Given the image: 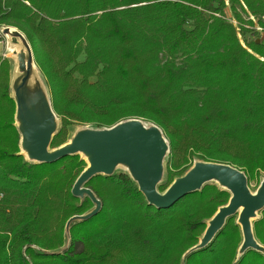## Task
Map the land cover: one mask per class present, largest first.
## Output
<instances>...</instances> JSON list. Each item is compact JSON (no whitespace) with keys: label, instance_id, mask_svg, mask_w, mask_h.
Here are the masks:
<instances>
[{"label":"trees","instance_id":"1","mask_svg":"<svg viewBox=\"0 0 264 264\" xmlns=\"http://www.w3.org/2000/svg\"><path fill=\"white\" fill-rule=\"evenodd\" d=\"M3 26L24 35L47 81L61 122L51 147L75 122L139 118L167 140L158 192L196 159L239 168L248 183L264 169V0H0ZM9 73L0 58V264H264L261 250L237 251L236 215L198 244L232 196L211 182L156 207L127 173H96L88 211L72 190L78 154L30 163L20 153ZM259 213L252 234L264 246Z\"/></svg>","mask_w":264,"mask_h":264},{"label":"water","instance_id":"2","mask_svg":"<svg viewBox=\"0 0 264 264\" xmlns=\"http://www.w3.org/2000/svg\"><path fill=\"white\" fill-rule=\"evenodd\" d=\"M2 32L7 34L11 33V30L9 27H5ZM15 34L22 37L20 32H15ZM108 131L109 130L91 131L84 139L91 137L111 138L119 142L109 158L102 162V166H108L110 169L113 168V162L121 154L125 152L132 153L134 156V166L137 171L135 179L138 187L148 202L156 207H168L185 194L199 189L203 184L211 180H217L228 185L232 191V196L229 202L225 206L220 207L214 215L206 241L213 237L215 232L222 227L228 217L237 215V223L241 227L244 241L242 246L243 250L254 246L251 244L253 241L251 219L254 217V214L261 212L264 208V181L260 184L258 193L252 194L248 188V181L245 174L238 168L223 163L202 162L190 168L182 177L176 180L168 192L161 194L157 190V182L162 171V158L164 152L162 154L159 152V154L157 153L155 156H152L144 146H139L134 142H127L125 138L116 136L112 132L108 133ZM73 146H76V144H73ZM73 146H66L51 157L40 158L37 163L53 161L64 154H71L70 148ZM99 171V166L96 165L91 168L87 174H81L76 179L72 190L78 191L79 185L83 187L86 180L90 176L100 173ZM111 173L112 172H102V174Z\"/></svg>","mask_w":264,"mask_h":264},{"label":"crops","instance_id":"3","mask_svg":"<svg viewBox=\"0 0 264 264\" xmlns=\"http://www.w3.org/2000/svg\"><path fill=\"white\" fill-rule=\"evenodd\" d=\"M10 29L16 30L13 27ZM15 32L0 40V58H5L10 65L9 93L15 102L14 124L19 133V151L26 161L37 163L40 158L51 157L62 148L76 144L70 151L79 152L84 158L86 167L82 174L85 175L106 158L88 160L79 146L89 139L99 138L84 139L91 130L83 126L86 124H80L76 128H68V139L64 144L50 146L52 136L60 127V117L52 107L47 81L33 60L27 40L21 32L22 37Z\"/></svg>","mask_w":264,"mask_h":264},{"label":"rangeland","instance_id":"4","mask_svg":"<svg viewBox=\"0 0 264 264\" xmlns=\"http://www.w3.org/2000/svg\"><path fill=\"white\" fill-rule=\"evenodd\" d=\"M226 14H227V18L229 20H232L231 14H230L228 9L226 10ZM5 27H9V29H10L11 26H3V27H1V29H0V40H2V38H4L5 36H8L10 34V33L5 34V33L2 32L3 28H5ZM14 29H16V28H14ZM257 30L261 33V36H260L261 41L264 42V33L260 30L259 27H257ZM15 31H17V29ZM15 31L11 30V32H15ZM133 122L134 123H138L140 126L144 127L146 130H149L151 132H158V134L160 136V139L162 140V143L164 144V154H163V158H162V171H161L160 178L158 179V182H157V186H158L159 184H161L164 181L165 176H166V161H167V156H168V146H167V140L165 139V137H164L163 133L161 132V130L156 125H154L151 122L145 121L143 119H139V118H127V119H123V120L119 121L118 123H116L115 125H113L111 127H96L93 124H86V125H83V126L88 127L91 131L94 132V131L111 130L114 127L123 126V125L129 124V123H133ZM80 124L82 125L83 123L75 122V123H72V125H70V126L73 127V128H76L77 126H80ZM70 126L68 128H70ZM67 139H68V133H67ZM71 154H78L79 155L80 153L79 152L76 153L75 151H71ZM81 158L84 160L83 157H81ZM84 162H85V160H84ZM202 162L203 161L196 159L193 162L192 167L196 166V165H199ZM85 167H86V162H85ZM120 171L127 173L136 182L134 174L132 173V171H130L129 167H127L126 164H124V162L122 160L116 162L115 165L113 166V168H111L109 170H105V171L103 169H100L99 172H100V174H102V172H104V173L112 172L113 173V172H120ZM81 174H82V172H81ZM178 179L179 178H176L172 182V184ZM262 181H264V169L258 171V175H255L254 178L248 183V188H249V190H250V192L252 194H257L258 193V189H259L260 184L262 183ZM209 182L216 184L220 188L227 189L230 192H232L230 187L228 185H226L225 183H222V182L217 181V180H211ZM172 184L164 192H160V193L161 194H165L166 192H168V190L170 189ZM74 193H76L80 197V200H83L84 197H88L91 200L93 205L90 207V209L88 211L91 212V211L96 210L98 208L99 200L96 198L95 194L93 193V191L90 188H88L86 186L82 187L81 185H79L78 186V191H74ZM85 214H87V213H84L82 215H78V216H76L74 218L75 219H80L83 216H85ZM259 216H260V213L254 214V217L251 219V223L253 222V220H256ZM213 217L210 218L209 220H207V227H206L205 231L202 232L201 235H200V239H199V243H198L199 245L206 243L207 234H209V232H210L209 230H210V226L212 224ZM237 217L238 216L236 215V221H237ZM240 229H241V227H240ZM241 242L242 243H240L239 248L237 250L239 253H241L243 251V247L242 246H243V242L244 241H241ZM67 243L68 242L66 241L65 246H67ZM251 244L254 245V246H252V248H257V249L261 250L262 252H264V246L260 245L254 238H253V241H252Z\"/></svg>","mask_w":264,"mask_h":264},{"label":"bare ground","instance_id":"5","mask_svg":"<svg viewBox=\"0 0 264 264\" xmlns=\"http://www.w3.org/2000/svg\"><path fill=\"white\" fill-rule=\"evenodd\" d=\"M112 132L116 136L123 137L127 142H134L139 146H144L150 155L155 156L159 152L162 154L164 152V144L160 139L158 132H151L146 130L144 127L140 126L138 123H129L123 126L114 127L108 131ZM119 144L117 140L114 139H89L86 142H83L79 146V150L88 157V160H100L103 158H109L113 150ZM103 157V158H102ZM100 158V159H97ZM122 160L130 171L137 176V171L134 166V156L132 153L125 152L121 154L114 162ZM102 162L98 164L99 169L109 170L110 167L102 166ZM88 172H86L87 174ZM208 239V237H207ZM206 239V240H207Z\"/></svg>","mask_w":264,"mask_h":264}]
</instances>
